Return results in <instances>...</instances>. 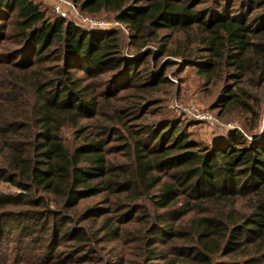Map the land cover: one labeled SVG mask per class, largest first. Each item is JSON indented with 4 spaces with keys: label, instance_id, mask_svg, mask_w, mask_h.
<instances>
[{
    "label": "trees",
    "instance_id": "1",
    "mask_svg": "<svg viewBox=\"0 0 264 264\" xmlns=\"http://www.w3.org/2000/svg\"><path fill=\"white\" fill-rule=\"evenodd\" d=\"M43 1L0 0V182L20 189L0 192V239L37 219L93 260L105 237L84 224L101 222L149 250L134 264H264V129L206 143L159 107L178 58L230 71L219 106L252 110L237 82L264 84V0H74L125 24L129 47L119 29L89 30Z\"/></svg>",
    "mask_w": 264,
    "mask_h": 264
},
{
    "label": "rangeland",
    "instance_id": "2",
    "mask_svg": "<svg viewBox=\"0 0 264 264\" xmlns=\"http://www.w3.org/2000/svg\"><path fill=\"white\" fill-rule=\"evenodd\" d=\"M74 1V0H73ZM43 7L48 9L50 15L54 14L50 3L42 2ZM106 24L107 29H119L126 41V46L129 47L128 27L113 18L112 14L103 13L101 15L92 16ZM150 47H154L150 45ZM131 51V50H128ZM171 58L165 56L160 59V70L166 59ZM178 62L177 65L168 69L167 76L171 80V87L164 92H160V99L163 104L159 106L167 113L173 114L177 120L182 119L187 124L188 132L192 133L193 137L198 141L206 143H219L228 135L240 130L246 137H259L264 129V84L261 86L250 85L247 80H239V87L247 89L252 93V98L249 105L252 110H244L242 108H232L227 111L224 106H219L220 95L224 93L228 87L235 84L230 76V71L215 74L214 76H205L199 72L198 68L193 65H185L178 59L172 58ZM238 86H235L234 89ZM195 107L196 110H192ZM258 115L259 127L254 135L249 130L248 124ZM66 137H71V133H66ZM20 189L8 181L0 182V192L14 193ZM100 200L99 196H93L82 200L80 210L91 203ZM79 213V212H78ZM75 213V218L77 214ZM82 217L75 219V223L83 224ZM102 221V218L101 220ZM29 223L31 233L19 232L17 224L8 228L7 235L0 239V264H134L142 261L144 255L149 254V250L143 247V244L138 242L132 233L125 232L119 238L112 233L106 234L103 231L100 223L97 227H93L90 221L85 222L88 225L90 232L97 229L100 236L105 237V241L94 242L96 246V254L91 255V259L86 260L87 256L75 254L72 247L73 240H60V244L56 238L49 236V231H42L38 220L31 219ZM139 227V222L135 223ZM26 231V230H25ZM109 235V236H104ZM49 245L57 246V252L49 249ZM163 244H156L152 249H156L157 253Z\"/></svg>",
    "mask_w": 264,
    "mask_h": 264
},
{
    "label": "built area",
    "instance_id": "3",
    "mask_svg": "<svg viewBox=\"0 0 264 264\" xmlns=\"http://www.w3.org/2000/svg\"><path fill=\"white\" fill-rule=\"evenodd\" d=\"M52 4V7L56 14L61 17L71 19L81 27L89 30H104L106 24L98 20L91 15L83 13L73 0H45ZM119 23L118 21H116ZM192 110H196L192 107Z\"/></svg>",
    "mask_w": 264,
    "mask_h": 264
}]
</instances>
